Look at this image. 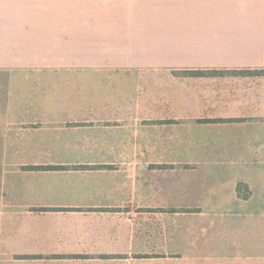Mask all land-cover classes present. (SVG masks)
<instances>
[{
  "label": "rangeland",
  "instance_id": "obj_1",
  "mask_svg": "<svg viewBox=\"0 0 264 264\" xmlns=\"http://www.w3.org/2000/svg\"><path fill=\"white\" fill-rule=\"evenodd\" d=\"M23 48L0 47V264H200L175 243L185 213L154 196L181 155L169 72L100 67L103 47Z\"/></svg>",
  "mask_w": 264,
  "mask_h": 264
},
{
  "label": "crops",
  "instance_id": "obj_2",
  "mask_svg": "<svg viewBox=\"0 0 264 264\" xmlns=\"http://www.w3.org/2000/svg\"><path fill=\"white\" fill-rule=\"evenodd\" d=\"M0 47H103L100 67L168 71L181 155L153 189L185 213L173 234L181 258L264 264V0H0Z\"/></svg>",
  "mask_w": 264,
  "mask_h": 264
},
{
  "label": "trees",
  "instance_id": "obj_3",
  "mask_svg": "<svg viewBox=\"0 0 264 264\" xmlns=\"http://www.w3.org/2000/svg\"><path fill=\"white\" fill-rule=\"evenodd\" d=\"M191 75H193L194 73H190ZM238 189H240V185L237 187V191H238Z\"/></svg>",
  "mask_w": 264,
  "mask_h": 264
}]
</instances>
